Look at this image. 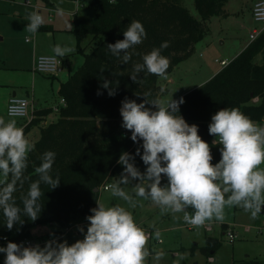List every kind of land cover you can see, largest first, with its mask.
<instances>
[{
  "label": "clouds",
  "instance_id": "obj_1",
  "mask_svg": "<svg viewBox=\"0 0 264 264\" xmlns=\"http://www.w3.org/2000/svg\"><path fill=\"white\" fill-rule=\"evenodd\" d=\"M110 2L115 4L117 0ZM28 20L27 30L35 34L43 18L33 12ZM146 37L143 23L133 20L123 31V39L108 43L107 50L128 63L135 47ZM168 44L163 41L144 54L142 62L133 64L130 78L137 81L145 71L166 77L170 60L162 54V49ZM75 51L74 46L68 45L58 44L53 48L58 57ZM110 84L105 79L100 88L113 96L115 90ZM97 94H102L100 89ZM138 95L144 99L137 102L125 98L119 112L121 126L139 147L135 153L124 151L119 155L122 172L108 185L111 196L120 198L127 206L96 200L91 214L86 215L87 225H77L82 238L72 243L54 235L43 246L0 237L7 240L0 245L3 264H146L149 255L146 245L152 234L138 225L131 211L141 199L155 204L162 213H183L184 221L197 227L213 218L222 221L226 206L240 207L253 219L264 213V126L254 123L238 108L218 109L211 116L208 132L218 137V143H213L220 145L221 157L212 163L210 145L198 134V125L189 124L180 114L183 97L173 99L171 95L166 100H150L148 92ZM146 104L154 105L155 109ZM35 147V142L26 137L15 119L6 121L0 117V212L8 230L22 225L25 217L32 221L38 218L44 194L42 183L49 188L60 183L59 174H54L57 153L46 150L35 168L38 179L29 184L22 206L16 203L17 185L22 187L27 179L28 157ZM136 156L145 165L143 171L135 164ZM165 177L167 183L162 184ZM132 181L137 183L126 191L124 186ZM154 235L159 239L161 233L156 230ZM161 256L163 252H158L157 258Z\"/></svg>",
  "mask_w": 264,
  "mask_h": 264
},
{
  "label": "trees",
  "instance_id": "obj_2",
  "mask_svg": "<svg viewBox=\"0 0 264 264\" xmlns=\"http://www.w3.org/2000/svg\"><path fill=\"white\" fill-rule=\"evenodd\" d=\"M79 2L93 8L90 17L73 16L71 31L76 39L75 52L83 55L84 60L65 81L60 82L58 92L65 104L60 106L57 118L39 126V136L33 141L35 150L28 157L27 179L22 187L17 185L14 194L16 203L22 206L29 184L38 179L35 168L46 150L57 153L54 174H59L60 183L55 188L41 184L44 192L42 208L35 221L25 217L22 225L8 230L0 212V237L6 236L11 241L34 239L31 229L35 226L56 224L62 233L74 222H88L86 215L91 214L90 209L96 206V200L99 201L100 188L122 172L119 155L124 151L135 153L139 147L130 139L129 131L121 126V101L128 98L140 102L144 97L138 94L145 92L151 94L150 100L159 98L160 76L145 71L133 81L130 78L133 64L142 62L144 54L168 41L162 54L170 60L167 74L170 73L188 58L194 44L209 32V19L227 14L224 8L227 0H193L199 19L190 14L182 0H117L115 4L110 0ZM133 20L143 23L147 37L135 47L132 59L124 63L107 50V44L123 39V31ZM86 36L90 39L87 45H83ZM258 55L259 61L256 59ZM64 67H70L65 60ZM105 79L111 82L115 95L109 96L107 89L100 88ZM98 89L102 94H97ZM182 97L184 103L180 105V114L189 124L198 125V134L210 145L212 163L218 162L220 145L213 143L215 136L208 132L211 116L218 109L238 108L253 122L261 124L264 121V31L210 80ZM254 97H258L257 102L253 101ZM146 106L155 109L154 105ZM44 113L48 112L35 111V116L23 127L25 135L40 123ZM141 163L140 157L136 156V166ZM221 226L223 230L228 227L225 223ZM219 245L216 237L206 236L200 250L210 256ZM196 248L191 247V252ZM232 264L264 262L257 258H242Z\"/></svg>",
  "mask_w": 264,
  "mask_h": 264
},
{
  "label": "rangeland",
  "instance_id": "obj_3",
  "mask_svg": "<svg viewBox=\"0 0 264 264\" xmlns=\"http://www.w3.org/2000/svg\"><path fill=\"white\" fill-rule=\"evenodd\" d=\"M7 1L0 0V63L5 59L10 64L15 61L17 62V60L23 63L34 41L36 43H46L49 40L53 42L54 38H56L59 45L70 46L67 39L68 35L65 32L56 33L54 31L55 34L53 37L48 35L46 30L40 29L35 34L27 30L26 25L29 23L28 17L31 13L37 12L36 5L40 4V0H32L33 5L30 6L20 2L9 3L10 1ZM51 1L62 11H71L72 9L75 11V8H79L78 10L83 15L91 16L93 14L91 7H77L74 0ZM251 1L228 0L225 9L227 14L212 16L209 19L207 22L209 32L194 44L193 50L188 58L178 63L171 71V74H167L166 77H159V99L166 100L171 95L173 99H176L182 93L185 94L186 91H192L197 87L198 83H205L209 79L208 77L211 75L213 69L219 67V62L215 61L216 58L219 60L222 58L231 60L238 54L243 43L249 40L248 35L250 29L257 25L249 14L248 5ZM182 4L192 16L199 19V14L194 6L193 0H182ZM45 14L46 11L41 10L40 15L43 18V24L47 23ZM58 17L64 21L69 16L60 13ZM263 31L264 27L252 42L257 40ZM26 38H29L28 42L25 41ZM89 39L90 36H86L83 40V45H87ZM72 56L71 69L74 71L83 63L84 57L80 53L73 54ZM256 59L259 61V55ZM65 69L68 70L66 67ZM169 77L174 82H167V78ZM44 79L48 80L51 77L45 76ZM60 79L63 80L65 78L60 77ZM50 81L54 84L58 82L57 79ZM58 102L59 97L57 94H51L48 102L44 105L52 106L53 103ZM53 113L56 112L53 110ZM2 117L9 120L8 117H5V114ZM17 119L25 121L23 118ZM262 126H264V122ZM38 136L39 131L37 129V131L28 135L27 138L33 142ZM137 167L143 171L145 165L141 163ZM119 176L111 177L109 182L112 183ZM136 183L137 181H132L131 184L124 186L125 190L130 191ZM161 183H167L166 177L162 178ZM99 201L127 206L124 201L118 197H112L110 191L103 188H100L99 191ZM131 211H133L136 222L140 227L146 231L151 230L153 232L152 238L149 239L146 245L149 251L146 264H232L234 260L242 258H257L264 262V216L261 214L253 219L240 207L226 206L222 221L213 218L203 226L197 227L185 222L183 213H162L155 204L142 199L140 204ZM188 211L191 213V210ZM80 222L82 221L77 223ZM77 223H72V228L66 229L62 233L59 232V227L56 224L51 223L35 226L31 230L34 239L38 237V239L47 240L49 238L51 239L53 235L55 237L58 236L60 233L61 235L63 234V237L59 238L60 240H67L68 243H72L83 236L77 229ZM87 223L84 225L86 226ZM221 223L230 225V229L236 234L234 240H229L227 233H222ZM206 224L212 226L211 231H205ZM156 229L161 233L160 239L162 242L160 243L154 235ZM206 236H214L220 241V245L211 254L213 261H208L207 255L200 250V247L205 244ZM195 243L197 244L195 245ZM193 246L197 248L194 252H191L190 248ZM158 252H163V256L157 258ZM3 257L4 254H0V260Z\"/></svg>",
  "mask_w": 264,
  "mask_h": 264
},
{
  "label": "crops",
  "instance_id": "obj_4",
  "mask_svg": "<svg viewBox=\"0 0 264 264\" xmlns=\"http://www.w3.org/2000/svg\"><path fill=\"white\" fill-rule=\"evenodd\" d=\"M74 1L76 2L77 7L88 6L86 4L80 3L79 0H74ZM255 1L256 0H252L251 3L248 5V10H249V14H250L251 19H253L252 18V6H253ZM7 2H9V1H7ZM227 2H228V0H227ZM9 3H12V2L10 1ZM28 6H30V5H28ZM36 6L38 7L37 10L40 8V13H41V10L46 11L45 18L47 20V23L42 24L41 27L39 28V30L40 29L46 30L47 34L50 36H53V37L55 34L54 31H56V33L65 32V33H67L66 35H68L67 36L68 44L70 46H74L76 48V39H75L74 34L71 31L72 27H73V16L75 14H79L80 16H83V17H90V16L83 15L80 12V10H78L79 8L78 9L75 8V11L73 9L71 11H62L61 9L57 8L55 6V3L51 0H40V4H38ZM224 8L226 9V4H225ZM91 9L93 10L92 7H91ZM50 12L53 16L51 21H49L47 18L48 14ZM60 13L61 14L63 13V14H66V16H69L68 19L64 20V21L60 20V18L58 17V15ZM56 14H57V16H56ZM69 24H71V30L69 29ZM254 27H258V25L253 26L250 29V31ZM69 35H70V37H69ZM71 35H72V38H71ZM25 41L28 42L29 40L25 39ZM248 43H249V40L243 43L238 54L247 46ZM58 44L59 43L56 41V38H54L53 42H51L49 40L46 43H44V42L36 43L34 41L33 45L29 48L28 54H27L25 61L23 63L20 60H17V62L15 61L12 64H10L7 62V59H5L4 61H2V63H0V117H2L3 114H5V117H8L9 119H15L17 126H20L22 128L27 123L26 121H22L21 119H17L14 117L7 116L6 106H7L8 99L12 96L28 98L32 104L34 114H35L36 110H43V111L45 110L46 112H48L47 114L44 113L45 115H41L40 123L38 125L32 127L27 132L26 137L28 135L32 134L33 132L37 131V129L39 131L40 125L48 124L50 121H53L57 118V113H53V107L55 105L56 106L59 105V103H60L61 96L59 95V92H58L59 85H60V82L65 81L68 78L69 73L72 71V69H71V57H73L72 55L76 54V52L70 53L65 57H61L66 61L67 64H70V67H66L68 70H66L64 67L62 72L59 75L49 76V77H51V79H48V80L44 79V77L47 75L33 71V64H34L35 58L38 55L54 54L53 48H54V46H56ZM238 54H236L235 57ZM216 59H215V61H216ZM222 59H224V58H222ZM224 60H227V59H224ZM227 61L229 62L230 60H227ZM216 62H218V61H216ZM218 65H219V67H216L213 69V71L211 72V75L208 77L209 79L207 78L208 80H210L216 73H218L224 67V66H221L220 63ZM168 74H171V72ZM60 77H62V78L64 77L65 79L61 80ZM53 79H57L58 82L56 84H54L52 81H50ZM207 79H205V80H207ZM207 81H205V82H207ZM167 82L172 83L174 81L172 80L171 77H169V78H167ZM201 85H202V82L198 83L197 87H199ZM186 93H188V92L186 91ZM51 94H57V96L59 97V102L53 103L52 106L44 105L48 102V98ZM182 94L185 95L184 93H182ZM182 94L179 95L176 99H179L180 97H182L183 96ZM5 120L7 121V119H5ZM262 123L260 125H262ZM80 223L86 224L85 221H82ZM222 224L223 223H221V225ZM227 226H228L227 228H230L229 224ZM156 230H158V229H156ZM211 230H212V228H211ZM211 230L205 229V231H211ZM222 233L224 234L225 230L222 229ZM61 237H63V234L60 236H56L57 239H59ZM35 240L44 241V242L46 241L45 239H38V237ZM196 244L197 243H195V245ZM210 256H212V255H210ZM210 256H207V257H210ZM3 258H1V260ZM207 260H208V258H207Z\"/></svg>",
  "mask_w": 264,
  "mask_h": 264
},
{
  "label": "built area",
  "instance_id": "obj_5",
  "mask_svg": "<svg viewBox=\"0 0 264 264\" xmlns=\"http://www.w3.org/2000/svg\"><path fill=\"white\" fill-rule=\"evenodd\" d=\"M11 2H20L26 5H33L32 0H8ZM35 6V5H34ZM36 7V6H35ZM38 7H36L37 9ZM40 14V8L36 10ZM48 20L51 21L53 16L51 12L48 14ZM252 18L253 21L260 27H254L249 32V42L253 41L258 34L262 31V28L264 27V0H256L252 6ZM26 40H29V38H26ZM221 66H225L228 61L224 59H216ZM64 68V59L61 57L56 56L55 54H41L38 55L33 64V71L38 72L41 74H45L47 76H57L59 75ZM254 102L258 101V97L253 98ZM65 104V100L63 97L60 98L59 105H55L53 107V110L57 113L60 106ZM6 114L9 117L14 118H23L26 122H29L34 117V111L32 104L30 100L26 97H18V96H12L8 99L7 106H6ZM257 123V122H254ZM259 124V123H257ZM260 125V124H259ZM214 143H218V137H214L213 139ZM111 184L110 182L105 183L101 188L108 189V185ZM78 225H84L83 223H77ZM70 226L68 229H71ZM212 226L210 224L205 225L206 230H211ZM148 233H153L151 230H147ZM225 233H227V236L229 240H234L236 238V234L233 232L232 229L226 228ZM6 237V236H3ZM7 238V237H6ZM152 238V235H151ZM8 240V238H7ZM7 240L0 238V244H6ZM157 241L160 243L162 240L159 238ZM18 242H24L25 244H35L39 243L41 246H43L44 241H37L35 239H29L25 238ZM209 261H213V257H208Z\"/></svg>",
  "mask_w": 264,
  "mask_h": 264
},
{
  "label": "water",
  "instance_id": "obj_6",
  "mask_svg": "<svg viewBox=\"0 0 264 264\" xmlns=\"http://www.w3.org/2000/svg\"><path fill=\"white\" fill-rule=\"evenodd\" d=\"M95 190H97V189H95ZM263 214V216H264V213H262Z\"/></svg>",
  "mask_w": 264,
  "mask_h": 264
}]
</instances>
